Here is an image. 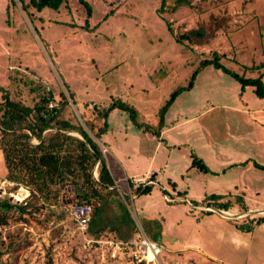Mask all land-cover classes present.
<instances>
[{
  "label": "rangeland",
  "instance_id": "obj_1",
  "mask_svg": "<svg viewBox=\"0 0 264 264\" xmlns=\"http://www.w3.org/2000/svg\"><path fill=\"white\" fill-rule=\"evenodd\" d=\"M88 1L94 10L92 31L70 25H84L86 10L79 0H68L59 10L42 11L32 6L26 11L19 0L15 4L0 0V87L30 106L39 94L48 91L54 94L50 103L60 106L64 92L69 101L64 115L78 119L105 155L109 152L102 140L111 149H121L123 164L140 170L142 176L150 165L165 183L167 175L175 174L185 185L182 192H188L190 186L204 194L209 190L207 184L223 177L191 166L195 158L212 169L229 153L264 165V123L253 120L249 112L238 111L243 100L249 104L247 111L264 109V98L258 97L252 86L243 95L240 82L214 66L203 68L195 87L182 92L173 105L170 116L185 111L194 117L184 130H176L183 134L178 136V145H169L137 127L129 113L118 108L111 112L109 130L102 140L94 136L83 118L85 115L99 126V112L120 97L139 109L140 122L155 127L159 109L171 92L187 85L201 60L212 58L214 53L240 74L256 77L264 73V66L257 67L264 65V0H188L174 12H159L162 0ZM168 1L174 5L173 0ZM111 10L114 14L104 20ZM175 35L187 37L181 36L179 42ZM4 93L0 92V101ZM1 155L0 198L9 197L25 205L26 211H9L7 223L0 225V264H46L49 257L53 264H215L191 251L172 252L196 243L203 253L219 260L216 264H264V224L255 225L250 232L237 228L264 217V170L253 162L251 169L244 164L233 167L230 173L239 179L237 185L223 188L230 193L224 199L232 202L225 210L230 215H221L207 202L198 208L192 200L193 205L187 201L169 203L158 187L153 215H173L179 224L170 232L173 237H166L167 247L161 243L162 237L158 239L161 252L157 257L140 261L137 250L141 241L154 239L140 219L138 203L133 207L124 194L125 183L120 182L113 194L102 191L105 204L98 198L90 200L95 209L101 207L90 236L101 242L88 245L70 214V207L78 203L71 184H65L57 198L32 194L28 187L7 182ZM93 172L97 179V165ZM212 190L217 192L214 187ZM120 201L134 222L125 217ZM184 206L190 213L197 211L200 219L192 220ZM208 210L212 212H204ZM193 223L198 227L194 229ZM151 226L159 230L155 224ZM122 233L128 237L124 242L129 243L119 241Z\"/></svg>",
  "mask_w": 264,
  "mask_h": 264
},
{
  "label": "trees",
  "instance_id": "obj_2",
  "mask_svg": "<svg viewBox=\"0 0 264 264\" xmlns=\"http://www.w3.org/2000/svg\"><path fill=\"white\" fill-rule=\"evenodd\" d=\"M26 11L32 6L37 11L45 8L59 10L63 4H67L68 0H19ZM15 4V0H11ZM86 10V18L84 25L70 24L73 27H81L86 31H92L91 18L93 17V6L88 0H79ZM174 5L168 0H162L159 12L171 10L174 12L177 8L187 4L188 0H173ZM114 14L111 10L104 16L107 20ZM168 29L173 33L171 25L167 22ZM181 36L175 35L177 41L181 42ZM214 66L216 69L222 70L224 73L231 75L241 84V92H245L249 86L254 87L255 94L264 98V73L259 76H246L227 67L221 61V55L214 53L212 58L201 60L199 66L194 69L192 76L187 85L177 87L171 92L169 98L159 109L158 124L153 127L148 123L139 121V109L119 98L113 100L108 106L99 112L101 124L98 126L83 115L85 125L94 133V136L101 140L102 136L109 129V115L115 109H121L129 113L133 123L143 128L145 131L152 132L157 137L161 136V131L165 126L166 115L180 94L186 90H192L195 86L196 77L199 72L207 67ZM264 65L257 66L262 68ZM5 90L3 101H0V149L3 153L4 162L7 168L6 180L16 183L18 186L28 187L32 194L37 193L46 198L51 196L57 198L59 190L65 187V184H71V191L75 193L78 203H90L93 198L106 201L103 190L107 194H113L116 189L110 188L115 185V180L108 167V162L101 146L90 135L85 126L77 120L73 121L71 117L64 115V108L69 101L63 92L64 97L61 105L49 106L54 99V94L48 91L39 94V98L33 106L25 104L21 100L14 99L10 96L7 89L0 87V92ZM73 98V95H72ZM86 118V119H85ZM78 133L79 135L73 134ZM37 140L38 143H34ZM97 165L98 178L94 177V168ZM193 166L199 167L204 172H210L209 167L203 160L195 158ZM255 166L264 169L263 165L255 163ZM154 174L152 178H154ZM63 187V188H62ZM153 186L138 187L137 192L140 195L148 194L152 191ZM186 194V192H183ZM227 195L212 193L207 195L203 202H207V206H213L218 209L228 210L232 206L231 200H224ZM241 201L245 208L241 197L237 200ZM196 203V202H195ZM119 207L124 210L125 217L129 221L134 222L129 211L120 201ZM102 206V205H101ZM101 208V207H100ZM100 208L94 210L92 221L89 225V235L93 229L95 218L99 215ZM26 211V206L13 202L9 197L0 198V225L7 223L8 213L11 210ZM210 214L212 211H204ZM264 224V217L253 219L250 225H238L237 228L242 231L250 232L255 225ZM146 229L147 226L145 225ZM149 228L147 229L148 232ZM159 233V232H158ZM151 233L154 241L159 239V234ZM99 232L96 233L98 235ZM2 255L0 251V256ZM46 264H53L52 258L47 259Z\"/></svg>",
  "mask_w": 264,
  "mask_h": 264
},
{
  "label": "crops",
  "instance_id": "obj_3",
  "mask_svg": "<svg viewBox=\"0 0 264 264\" xmlns=\"http://www.w3.org/2000/svg\"><path fill=\"white\" fill-rule=\"evenodd\" d=\"M244 93L245 92H243V95H244ZM177 99H176V101H177ZM175 102H174V104H175ZM173 105L167 113L165 126L163 127V129L161 131V136L158 137V139L160 141H165V142L168 141L169 145H178V143H179L178 142L179 141L178 136L179 135L181 136L183 134L182 133L179 134L178 132H176V130H178V129L184 130L188 124L194 122V120H193L194 117L191 115L189 116L185 111H182V112L177 111L172 116H170L169 114L173 108ZM247 107H249L248 102L246 100H243V104H241V109H238V111L241 113L249 112V114H251V118L253 120H258L259 122L264 123V109L255 108L252 111L251 110L247 111L245 109ZM108 120H109V118H108ZM101 140H102V138H101ZM102 142L107 147L108 152H109L108 155H105V156L107 158L108 167L110 169V172H111V174L115 180V184H117L120 187L121 186L120 182L125 183L126 187H127V191H125L126 193L128 192V185L131 186V192L133 195H135L134 199L131 200V198L127 194L126 195L129 197L133 207L136 206L135 203H138L139 207H137V208L140 210V212L142 214V218H140V219H142V221L143 220L145 221L147 228H149L148 231L150 234L159 232L158 233L159 239L162 237L161 240H163V242H161V240L160 241L157 240L156 242L158 244H159V242L163 243L164 247L168 246L166 237H170V238L173 237V235L170 232L173 230V228L178 227L179 218L177 219L173 215L169 216L167 213H159V216L153 215V211L155 209V204H156L154 202L153 198L159 195V191L156 190L158 187H159V189L163 190L162 194H163L164 199L167 202L174 203V202L180 201V202L184 203L187 201V203L189 202L191 205H193V203L191 202V200H192L194 202V205L196 206V208H198L201 206V203L203 202L204 198L209 194H212V193H217V194H221V195L230 194L229 192H227L228 190H226V189H232L233 187H235L237 185L235 183L239 180V179H235L233 173H230L231 170H233V167L244 164L246 167L249 166V168L251 169L250 162H253V159L250 157H247V159H246V158H242V156H240V155H235V153H233V154L229 153L226 155L224 154L222 156V159H226V160L221 161L216 169H212L208 165L210 172H206V173H213V174H219V175L221 174L223 176L221 180L218 179L219 181H217V183L207 184V187L209 190H208V192H206L204 194L199 193L197 190H192L190 188V186L187 187V188H189L188 192L184 190L183 192H186V194H183L182 190H180V189L185 187V185L182 183V180L179 179L178 176H176L175 174L172 176L167 175V182L165 183V182H163V178L159 175V171L155 170L153 168V166L151 167V165H150L149 166L150 168L146 169V171L144 172L145 176H142L140 173V170L129 168L127 163H125V165L123 164L125 161V156H124V152H122L121 149H118L116 146H114V149H111L108 145H106L105 141L102 140ZM0 154H2L1 156H3L2 151ZM3 161H4V157H3ZM253 163L255 166V163H258V162H253ZM4 164H5V162H4ZM260 165H263V164H260ZM191 166H192V162H191ZM250 169H248V170H250ZM262 170H264V169H262ZM228 171H229V176L226 178L225 174ZM5 174H7V171ZM153 174L155 176L154 178H152ZM184 176L185 175H183V177ZM5 177H6V175H5ZM150 177L152 178L151 180L154 181V184H152V186H153L152 191L148 194L140 195L137 192V188L140 187L141 185L136 186L135 184H133L134 180L135 179H141V178H150ZM186 177H184V178H186ZM7 182L10 183V181H8V180H7ZM172 183H175L176 186L172 185ZM212 185H214V186H212ZM213 187L217 190V192H212ZM225 187H226V189L224 190L223 188H225ZM113 188H115V187H113ZM167 195L170 196L172 198V200H168ZM182 196H185L186 198L182 197ZM187 197H189V198H187ZM211 207H213V206H211ZM166 208H168V209L175 208V206L166 205ZM213 208L218 209L216 207H213ZM183 210L185 211V213L190 215V218H192V220L195 221V219H200V216L196 213L197 211L190 213L188 211L187 206L186 207L184 206ZM212 210H210V211H212ZM218 210H219V213H220V211H225V210H221V209H218ZM129 222H131V221H129ZM126 223H128V222H126ZM153 224L158 226L159 230H158V228L151 226ZM193 227H194V229H195V227L197 228L198 227L197 223H193ZM127 238L128 237L122 233V236L120 237L121 240H119V241L122 243H129V242H124L125 239H127ZM201 248H199V244L196 243V244L188 245L187 247H185V246L176 247L172 250V252H174L175 250H185V253L191 251L192 253L191 252L190 253L194 256H197L196 254H200L199 257L206 258V259L211 258L212 260L215 261V264H216V262L219 263V260H217L216 258H213V257L208 256L205 253H203ZM187 256L188 255H185V258Z\"/></svg>",
  "mask_w": 264,
  "mask_h": 264
},
{
  "label": "built area",
  "instance_id": "obj_4",
  "mask_svg": "<svg viewBox=\"0 0 264 264\" xmlns=\"http://www.w3.org/2000/svg\"><path fill=\"white\" fill-rule=\"evenodd\" d=\"M49 106L53 107V106H57V104L55 103H50ZM152 178H141V179H135L133 184H135L136 186H148V185H152L154 184V181L151 180ZM113 187H119L117 184H115V186ZM111 187V188H113ZM124 194L128 195L131 200L134 199L135 195L132 194L131 192V186L128 185V192H124ZM167 199L168 200H172V198L170 196L167 195ZM129 206V205H128ZM94 210H95V206L92 203H76L74 205H72L70 207V214L73 218V220L76 222L77 226H78V230L79 233L81 234L83 240L85 241V243H87L88 245H92L94 242H101L100 240H96L94 238H92L89 235V225L90 222L92 221L93 218V214H94ZM148 246L151 251L157 256L160 252H161V248L160 245L156 242V241H152L150 240L148 237H145L140 245L139 248L137 250V255L141 258L140 261L144 260L145 258L143 257V253H144V248L145 246ZM118 247H120V244H117Z\"/></svg>",
  "mask_w": 264,
  "mask_h": 264
},
{
  "label": "bare ground",
  "instance_id": "obj_5",
  "mask_svg": "<svg viewBox=\"0 0 264 264\" xmlns=\"http://www.w3.org/2000/svg\"><path fill=\"white\" fill-rule=\"evenodd\" d=\"M16 197H20V196L19 195L17 196V194H16ZM220 214L225 216V215H230V212L220 211ZM231 216H232V214H231ZM144 249L145 250H144V253L142 255L145 259H153L154 257H157L147 245L145 246Z\"/></svg>",
  "mask_w": 264,
  "mask_h": 264
}]
</instances>
